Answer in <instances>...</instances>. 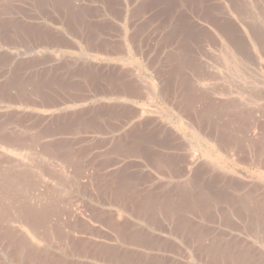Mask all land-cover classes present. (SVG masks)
I'll list each match as a JSON object with an SVG mask.
<instances>
[{
  "label": "crops",
  "instance_id": "1",
  "mask_svg": "<svg viewBox=\"0 0 264 264\" xmlns=\"http://www.w3.org/2000/svg\"><path fill=\"white\" fill-rule=\"evenodd\" d=\"M26 1V9L0 10V30L12 33L10 45L0 38V111L33 115L27 127L49 153L44 187L79 195L61 216L69 227L65 259L189 264L192 215L180 213L193 192L189 144L173 127L145 119L153 108L163 112L147 98L166 89L171 65L155 52L156 28L168 40L178 37L170 22L176 0L156 10H146V0H79L84 8L66 10L62 0ZM150 65L154 81L147 79ZM142 130L159 131L163 144L127 153L138 147L127 141L130 132Z\"/></svg>",
  "mask_w": 264,
  "mask_h": 264
},
{
  "label": "rangeland",
  "instance_id": "2",
  "mask_svg": "<svg viewBox=\"0 0 264 264\" xmlns=\"http://www.w3.org/2000/svg\"><path fill=\"white\" fill-rule=\"evenodd\" d=\"M181 1L189 10V0L171 1L175 5L170 22L178 32V37L174 39L176 34L173 32V39L168 40L169 36L167 39L165 37L166 31L156 28L160 43L155 52L159 57L167 59L171 66L168 69L166 89L162 93L157 89L147 98L148 105L160 104L163 112L153 108L155 112L145 115L146 123H165L176 130L178 138L189 144V158L186 161L189 189H192L190 184L193 188L201 184L203 175L212 171L213 179L205 183L212 196L217 194L214 192L216 185L221 182L220 176L227 178V188L250 196L243 199L230 198L227 202L223 195L215 197V202L208 203L204 199L205 190L189 191V203L180 205V213L192 215V219H189V249L193 251L189 252V264H264V158L257 152L254 155L246 151L252 147L258 152L262 151L260 146L264 141V0H209L213 16H207L209 14L206 12L202 18L196 15V20L213 34L198 48H191V52L189 42L185 46V37H179V34H184L183 25L179 23V15L175 10ZM26 2L0 0V10L26 9ZM81 2L62 0L60 7L66 10L82 4L84 8L86 2ZM55 4L59 3L49 2V8ZM160 5H163V0L144 1L146 10H156ZM224 18L230 19V24L240 30V54L233 59L228 54L230 47L227 39L219 35L216 27L224 28L225 24L221 23V27L219 23ZM249 30L254 35L250 41L247 40ZM199 33V29L196 30L194 37H198ZM11 34L8 26L0 30V38L7 45L11 43ZM187 49L188 53L185 51ZM154 65L147 67V79L150 81L156 79ZM186 65H189V73L184 70ZM175 102L177 105H174ZM219 105L224 108L221 109ZM253 112H258L256 115L261 119L249 121L250 113ZM32 116L0 111V260L3 264H71L64 257V235L69 227L62 224L61 216L66 211L64 204L79 195L51 192L44 187L49 173L43 168L42 158H47L49 153L35 144V131L27 127L26 123ZM219 127L222 132L216 129ZM249 131L256 135L257 145L249 138ZM227 134L232 137H227ZM160 137L159 131L142 130L138 134L131 131L127 141H138V148L132 147L127 153L142 155L148 148V142H154L152 144L157 146L163 144ZM32 211L40 212L36 220L40 223L37 232L28 227L23 216L24 213L32 215ZM177 221L181 222L180 219ZM24 240L39 251L31 254L33 258L29 262L23 260L29 258L24 254ZM202 252H206L204 257L201 256ZM213 253L222 256L216 259L212 257Z\"/></svg>",
  "mask_w": 264,
  "mask_h": 264
},
{
  "label": "bare ground",
  "instance_id": "3",
  "mask_svg": "<svg viewBox=\"0 0 264 264\" xmlns=\"http://www.w3.org/2000/svg\"><path fill=\"white\" fill-rule=\"evenodd\" d=\"M186 1V0H185ZM64 2V1H63ZM8 5H9V2L7 3ZM179 5L177 6V8H176V14H178L179 16V18L178 19H180V21H179V23L180 24H182L183 25V28H182V26L180 27V28H182L183 29V33L184 34H182V35H184V37H185V39H184V43H185V46H186V43L187 42H189V52H191V48H194V46L196 47V48H198L199 47V45L200 44H202L203 43V41H205L206 40V38H208L211 34H213L212 33V31L211 30H209V29H207L208 27H205V26H201V25H199V22L196 20V15H198V17L200 18L203 14L204 15H206L205 13L206 12H208V14L209 15H207V16H210V17H212L213 16V13H212V8H210L211 7V5H210V2H209V0H189V10L187 9V7H186V5L181 1L180 3H178ZM1 5V4H0ZM7 5V6H8ZM7 6H6V9H7ZM12 6V5H11ZM2 7V6H1ZM4 7V6H3ZM2 7V8H3ZM5 8V7H4ZM215 8V7H214ZM9 9V8H8ZM12 9V8H11ZM67 9V8H66ZM216 9V8H215ZM216 10H218V9H216ZM194 12H195V16H194ZM197 12V13H196ZM218 12V11H217ZM5 13V12H4ZM210 14H212V15H210ZM2 15V14H1ZM173 16V15H172ZM214 17H215V15H214ZM202 18V17H201ZM218 19V18H217ZM178 22V21H177ZM211 22V21H210ZM220 23V25H221V23H223V24H225V26H223L224 28H220V27H218V26H216L217 27V31H218V33H219V35H222L223 37H225L226 39H227V42H228V47H230L229 48V52H228V54H229V56H230V58L231 59H233L236 55H239L240 54V49H241V44H242V42H241V44H240V39H241V35H240V30H239V28L237 27V26H235V25H232V24H230L231 23V21H230V19H227V18H224V20H221V22H219ZM210 24V23H209ZM214 24V23H213ZM229 25H231L230 26V28H228V26ZM233 26V27H232ZM214 27V26H213ZM221 27H222V25H221ZM237 27V28H236ZM232 28V29H231ZM199 29V35H198V37H194V32L196 31V30H198ZM77 33V32H76ZM182 33V32H181ZM248 38H247V40L248 41H250L251 40V36H254V35H252V32L249 30L248 31ZM211 37V36H210ZM213 39V38H212ZM214 40V39H213ZM242 40H243V38H242ZM146 41V40H145ZM183 43V42H182ZM232 45V47H231V45ZM201 47V46H200ZM201 48H199V50H200ZM187 53H188V49L187 50H185ZM228 56V55H227ZM190 57V56H189ZM191 58V57H190ZM189 58V61H191V59ZM193 60H194V58H193ZM231 61V60H230ZM185 63V62H184ZM190 63H192V62H189V64ZM182 72V71H181ZM182 74V73H181ZM209 76V75H208ZM211 77H212V75H210ZM49 79V78H48ZM133 81V80H132ZM185 102V101H184ZM220 102V101H219ZM185 104V103H184ZM214 104H216L215 102H214ZM222 106V105H221ZM220 105H219V107H221ZM128 108V107H127ZM218 108V107H217ZM222 108H224V107H221V109ZM187 111V110H186ZM207 111H209L208 109H207ZM222 111V110H221ZM226 111V110H225ZM251 111V110H250ZM199 113V112H198ZM220 113V112H219ZM258 112H253V113H250V118H249V121H251V122H255V121H258V120H260L261 119V117L260 116H257L256 114H257ZM200 114V113H199ZM203 114V113H202ZM206 114V113H205ZM204 114V115H205ZM211 114H214L213 112L211 113ZM207 115H208V113H207ZM210 117V116H209ZM263 117V116H262ZM209 119V118H208ZM212 120V119H211ZM144 121V120H143ZM204 122V121H203ZM207 123V122H206ZM215 123V122H214ZM209 124H210V122H209ZM254 124V123H253ZM211 125V124H210ZM143 126V125H142ZM210 128H211V126H209ZM213 127V126H212ZM216 129H220V127L219 128H216ZM162 130V129H161ZM222 130H223V128H222ZM219 131V130H218ZM218 131H216V132H218ZM220 131H221V129H220ZM222 132V131H221ZM224 132V131H223ZM227 133V132H226ZM231 133H233V132H231ZM249 133H250V131H249ZM172 135V134H171ZM228 135V134H227ZM233 135V134H232ZM39 136V135H38ZM217 136V135H216ZM255 134L254 133H250V136H249V138L252 140V141H255ZM222 137V136H221ZM226 137V135L224 136V138ZM227 137H232V136H230V135H228ZM227 137H226V139H227ZM123 138V137H122ZM128 138V137H127ZM211 138V137H210ZM215 138V137H214ZM220 138V137H219ZM233 138H235V137H233ZM254 139V140H253ZM33 140V139H32ZM214 140V142H216V138L215 139H213ZM229 140H231V139H229ZM35 141V140H34ZM137 142V141H136ZM232 142V141H231ZM239 143V142H238ZM244 143V142H243ZM235 144V143H234ZM7 145V144H6ZM37 145V144H36ZM246 145V144H245ZM254 145H257V142L255 141L254 142ZM42 146V145H41ZM142 146V145H141ZM143 146H144V144H143ZM261 147V149H262V151H257V149H255V147L253 148H247L246 149V151H248V153H250V154H254V155H257L256 154V152L259 154V156L260 157H262V158H264V141L262 142V145L260 146ZM138 148V147H137ZM239 148V147H238ZM222 149H224V148H222ZM42 150V149H41ZM68 150V149H67ZM117 150V149H116ZM225 150V149H224ZM225 151H227V150H225ZM118 152V151H117ZM111 153V152H110ZM42 154V153H41ZM83 154V153H82ZM46 155V154H45ZM3 157V156H2ZM69 158V157H68ZM81 162H83V161H81ZM17 173V172H16ZM213 172L211 171V172H206V174L205 175H203V178H201V180H202V183L201 184H199V185H197V187H196V185H194L195 186V188H193V185L192 184H190L191 185V187L190 188H192L191 190H198V189H201L202 191H204L205 192V200L208 202V201H210V203H213V202H215L214 201V199H215V197L216 198H220L221 196H223L224 195V197H225V199H227V202H229L228 200L230 199V198H237V199H243L242 197H246V198H250V196L249 195H247V196H244L245 194H243V193H238V192H236L237 190L236 189H229V188H227V186L225 185L226 184V182H228L227 181V178H225V176H220V179H221V182L219 183V184H217L216 186H217V188H216V192H214V189H213V192L214 193H217L216 195H219V197L218 196H212L211 195V193H209L210 191H209V189H207L206 188V184L205 183H207L206 181H209V180H212L213 178ZM107 182V181H106ZM10 185V184H9ZM26 185V184H25ZM22 186V185H21ZM189 188V187H188ZM57 189V188H56ZM16 190V189H15ZM24 190V189H23ZM52 191V190H51ZM200 191V190H199ZM188 192V191H187ZM153 195V194H152ZM120 196V195H119ZM146 196V195H145ZM194 198H195V196H193ZM201 197V196H200ZM258 197V196H257ZM53 198V197H52ZM150 198V197H149ZM151 199V198H150ZM158 200V199H157ZM166 201V200H165ZM213 201V202H212ZM263 201V200H262ZM156 202H158V201H156ZM136 203H139V201L138 202H136ZM149 203H150V200H149ZM209 203V202H208ZM220 204V203H219ZM146 205V204H145ZM144 205V206H145ZM153 205V204H152ZM210 205V204H209ZM218 206V205H217ZM232 206V205H231ZM34 207V206H33ZM59 207V206H58ZM170 208V207H169ZM34 209V208H33ZM142 209V208H141ZM145 209V208H144ZM143 209V210H144ZM236 209H238V208H236ZM22 210H24V209H22ZM30 210V209H29ZM41 210V209H40ZM46 210V209H45ZM53 210V209H52ZM235 210V209H234ZM43 211V210H42ZM229 211V210H228ZM3 212V211H2ZM33 212V211H32ZM47 212V211H46ZM24 213V212H23ZM36 213V214H35ZM61 213V212H60ZM139 213V212H138ZM229 213L231 214L232 213V210L230 209V211H229ZM70 214V213H69ZM39 215H40V212L39 211H37V212H33L32 213V215L29 213V214H23V216H24V218L26 219V223H27V225H28V227L30 226L31 228H33L34 230H36V232H37V230H38V227L40 228V223L39 222H37L36 220L39 218ZM49 216V215H48ZM75 216V215H74ZM90 216V215H89ZM91 217V216H90ZM231 217V216H230ZM23 218V219H24ZM56 218V217H55ZM75 218H77V217H75ZM5 219V218H4ZM22 219V220H23ZM41 219V218H40ZM69 219V218H68ZM125 219V218H124ZM78 220V219H77ZM53 221V220H52ZM41 222V221H40ZM122 222V221H121ZM47 223V222H46ZM25 224V223H24ZM47 225V224H46ZM45 225V226H46ZM73 226V225H72ZM57 228V227H56ZM8 229H10V228H8ZM49 229V228H48ZM76 229V228H75ZM33 230V231H34ZM45 230V229H44ZM69 230V229H68ZM13 231V230H12ZM59 231V230H58ZM75 231V230H74ZM73 231V232H74ZM6 232V231H5ZM39 233V232H38ZM140 233V232H139ZM45 234V233H44ZM64 234V233H63ZM69 234V233H68ZM6 235V234H5ZM145 235V234H144ZM138 236V235H137ZM150 236V235H149ZM1 238V237H0ZM7 237H5V239H6ZM65 238V237H64ZM146 238V237H145ZM26 239V238H25ZM6 240H8V238L6 239ZM11 240V239H10ZM27 240V239H26ZM23 243V247L25 248V249H27V251L24 249V254H25V257H29V258H25V259H23V260H25L26 262H29L30 260H32V258H33V255L31 256V254H33V253H35V254H37L39 251H37L34 247H33V245L32 244H30L28 241H22ZM9 243V242H8ZM11 243V242H10ZM19 243H21V242H19ZM77 243V242H76ZM7 244V243H6ZM17 244V243H16ZM34 244V243H33ZM70 244V243H69ZM8 245V244H7ZM20 244H18L17 245V247L19 246ZM5 246V245H4ZM4 246H3V248H4ZM13 246V245H12ZM16 246V245H15ZM36 246V245H35ZM6 247V246H5ZM10 247V246H9ZM20 247H22V246H20ZM38 249V248H37ZM44 250V249H43ZM13 251V250H12ZM15 251V250H14ZM215 251V250H214ZM17 252V251H16ZM41 252V251H40ZM43 252V251H42ZM23 253V252H22ZM69 253V252H68ZM214 254V256H212V257H214V258H216V259H218V257H221L222 255H219V254H217V253H213ZM10 255V254H9ZM23 255V254H22ZM39 255V254H38ZM212 255V254H211ZM36 257V256H35ZM34 257V258H35ZM43 257V256H42ZM47 257V256H46ZM20 258V257H19ZM36 258H38V257H36ZM40 258V257H39ZM133 258H134V256H133ZM18 259V258H17ZM30 259V260H29ZM50 259V258H49ZM18 260H20V259H18ZM41 260V259H40ZM47 260V259H46ZM130 260V259H129ZM132 260V259H131ZM26 262H24V263H26ZM41 262V261H40ZM43 262H44V260H43ZM240 262V261H239ZM54 263V262H53ZM65 263V262H64ZM0 264H3L2 262H1V260H0ZM40 264V263H39ZM238 264V263H237Z\"/></svg>",
  "mask_w": 264,
  "mask_h": 264
}]
</instances>
